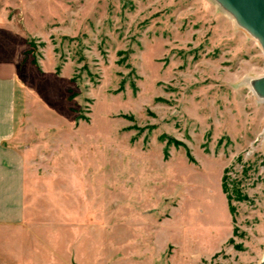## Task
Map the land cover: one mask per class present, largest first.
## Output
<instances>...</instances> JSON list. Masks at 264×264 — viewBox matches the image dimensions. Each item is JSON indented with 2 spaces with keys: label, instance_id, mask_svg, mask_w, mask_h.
Instances as JSON below:
<instances>
[{
  "label": "rangeland",
  "instance_id": "rangeland-1",
  "mask_svg": "<svg viewBox=\"0 0 264 264\" xmlns=\"http://www.w3.org/2000/svg\"><path fill=\"white\" fill-rule=\"evenodd\" d=\"M28 123L57 127L0 264H259V42L216 0H0ZM39 156V155H38ZM230 207L232 210H230Z\"/></svg>",
  "mask_w": 264,
  "mask_h": 264
},
{
  "label": "crops",
  "instance_id": "crops-1",
  "mask_svg": "<svg viewBox=\"0 0 264 264\" xmlns=\"http://www.w3.org/2000/svg\"><path fill=\"white\" fill-rule=\"evenodd\" d=\"M14 20L0 14V225H12L23 213L24 181L41 143L57 127H34L28 123L25 108L27 82L22 60L25 41L14 48ZM39 155V156H38Z\"/></svg>",
  "mask_w": 264,
  "mask_h": 264
},
{
  "label": "water",
  "instance_id": "water-1",
  "mask_svg": "<svg viewBox=\"0 0 264 264\" xmlns=\"http://www.w3.org/2000/svg\"><path fill=\"white\" fill-rule=\"evenodd\" d=\"M250 33L264 52V0H216ZM254 92L264 99V76L251 82ZM259 264H264V253Z\"/></svg>",
  "mask_w": 264,
  "mask_h": 264
},
{
  "label": "trees",
  "instance_id": "trees-1",
  "mask_svg": "<svg viewBox=\"0 0 264 264\" xmlns=\"http://www.w3.org/2000/svg\"><path fill=\"white\" fill-rule=\"evenodd\" d=\"M230 210H232V208L230 207Z\"/></svg>",
  "mask_w": 264,
  "mask_h": 264
}]
</instances>
